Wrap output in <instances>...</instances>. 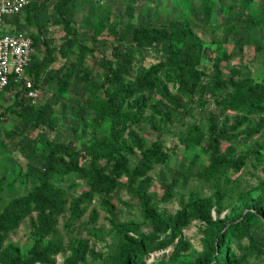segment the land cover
<instances>
[{"label":"rangeland","instance_id":"1","mask_svg":"<svg viewBox=\"0 0 264 264\" xmlns=\"http://www.w3.org/2000/svg\"><path fill=\"white\" fill-rule=\"evenodd\" d=\"M60 2L34 0L23 14L5 19L0 30L3 35H32L34 63L43 62L28 72L32 88L24 83L0 98V213L39 185L28 172L43 166L48 142L67 143L89 155L94 144L110 134L112 122L99 117L107 105L104 63L116 45L134 56V77L164 65L155 90L134 87L135 94L126 101L130 109L142 103L145 110L128 124L120 154L130 168L139 164L142 152L132 140L136 133L146 150L158 142L169 157L149 172V205L126 176L118 178L112 193L99 188L91 177L89 158L81 162L83 173L52 176L50 182L62 194L51 215L53 228L43 227L47 213L34 204L22 207L19 216L0 226V264L17 259L28 264L37 243L52 250L50 263L36 264H121V230L132 224L148 249L139 264H216L226 245L234 264H264V204L256 208L264 199V124L259 127L264 110L221 107L218 102L237 100L247 89L213 86L216 80L241 82L246 77L264 86V0H71L66 15L71 33L57 10ZM185 23L201 40L198 68L204 72L202 84L211 91L194 88L174 66L169 48L177 44L167 40L141 48L134 41L140 26L170 29ZM8 25L15 28L7 30ZM162 86L184 108L165 99ZM30 105L34 108L27 110ZM28 111L32 116L24 117ZM212 117L221 130L232 134L222 138V153L229 159L245 157L241 170L231 167L207 175ZM114 164L104 163L107 174L112 175ZM148 212L160 220L162 231L155 230ZM184 212L188 222L180 230L175 223ZM250 217L258 220L242 235L229 233ZM42 229L49 232L44 235ZM129 235L138 238L134 232Z\"/></svg>","mask_w":264,"mask_h":264},{"label":"trees","instance_id":"2","mask_svg":"<svg viewBox=\"0 0 264 264\" xmlns=\"http://www.w3.org/2000/svg\"><path fill=\"white\" fill-rule=\"evenodd\" d=\"M71 0H61L57 6V10L64 15L65 26L68 33H71L70 22L66 19V15L70 10ZM33 7V3L27 7L26 10ZM23 11L21 14H23ZM20 14V15H21ZM18 17V16H17ZM253 23V19H251ZM62 21L59 24H63ZM34 42L35 39L32 35H29ZM170 40L179 47H170L169 52L171 58L174 60V66L182 73L184 78L191 83L194 88L200 89L201 92L211 91L212 87L202 84V76L204 72L199 70L202 55V43L201 40L191 29L188 23H185L182 27L177 25L170 29H161L151 26H140L134 31V41L138 47H150L157 43ZM70 45L74 44L69 40ZM80 57V62L83 60ZM34 54L32 57V63L28 70L32 71L36 66L42 67V64L34 63ZM79 61H77L78 63ZM135 58L132 54L121 50L119 46H114L112 57L107 59L104 63V68L107 75V105L101 113L99 120L104 122L109 119L112 122V129L110 134L104 136L98 140L94 146L90 149L89 155L84 154L82 151L74 149L67 143L62 142H48L47 156L45 157L44 164L41 168H30L28 174L35 178L39 185L31 191L27 196L15 199L3 213H0V226L5 227L4 221L17 217L22 212V207L31 206L34 204L35 208L42 214H46L43 227L53 228L55 221L51 215L55 213L57 207H59L62 194L60 190L55 188L50 182L51 177L54 175H68L74 172L83 173L81 162L88 160L90 163V173L93 181L99 188L112 193L118 187V178L121 176L128 177L130 183L135 188V192L141 197L142 201L149 205L152 201L151 195L148 193L149 186L151 185V177L149 172L156 163H163L168 160V153L164 151L162 145L158 142L154 143L150 149L144 148V142L140 136L136 133L132 134V140L135 146L142 152V159L139 164L130 168L128 165V159L120 154L121 141L128 130V124L131 121L136 120L145 110L144 104L140 103L135 109H130L126 106V101L135 94L134 87L141 91H152L159 86L158 75L164 65L158 64L151 67L148 70L140 71L135 77L132 70V64H134ZM75 64L72 67L75 68ZM134 78V81H128V79ZM228 84H232L237 89H247L246 95L239 99H230L222 102H218L221 107L229 106H244L252 112H261L264 110V86L254 85L247 77L241 82H227L226 80H216L213 84L215 89H222ZM13 87V86H12ZM10 87V88H12ZM186 86L185 88H187ZM9 88V89H10ZM164 98L170 101L173 105L180 108H184L180 99L174 96L168 87L162 86L160 88ZM23 104V102H22ZM34 108L33 105L27 107V110ZM28 113H23L24 117H31ZM157 112L162 113L157 108ZM164 116L167 114L164 113ZM263 122L260 124V128L263 126ZM210 133L211 141L208 151L211 152V164L206 173L208 176L213 177L218 174L222 169L234 168L236 171L241 170L244 165L245 157L229 159L227 155L222 153V138H231L232 134L228 131L221 130L215 117L210 121ZM233 137H236L235 135ZM115 161L112 175L107 174L105 162ZM137 184V185H136ZM264 204V199L256 206L257 210H261ZM147 218L151 221L153 227L157 232L163 230V225L156 215L152 213H146ZM208 219L209 217H205ZM257 217H250L241 224V226L235 225L229 233L231 235H242L245 228L251 227ZM188 217L184 212L177 219L175 226L178 229H182L187 225ZM49 231L45 229L41 230V233L46 235ZM130 232H134L138 238L131 237ZM121 236L123 244L119 249V262L121 264H139V257L147 253L144 237L140 234V231L136 225H129L121 230ZM1 243V241H0ZM228 245L224 246L222 254L218 256L216 264H234L231 261V251ZM52 249L50 247L42 248L37 243L33 249V258L28 264L50 263L49 254ZM13 264H25L20 259H17Z\"/></svg>","mask_w":264,"mask_h":264},{"label":"built area","instance_id":"3","mask_svg":"<svg viewBox=\"0 0 264 264\" xmlns=\"http://www.w3.org/2000/svg\"><path fill=\"white\" fill-rule=\"evenodd\" d=\"M34 0H0V30L5 19L19 16ZM34 54L33 39L26 33L0 34V98L10 87H19L28 81V70Z\"/></svg>","mask_w":264,"mask_h":264},{"label":"crops","instance_id":"4","mask_svg":"<svg viewBox=\"0 0 264 264\" xmlns=\"http://www.w3.org/2000/svg\"><path fill=\"white\" fill-rule=\"evenodd\" d=\"M15 27L13 25H8L7 30L14 29Z\"/></svg>","mask_w":264,"mask_h":264}]
</instances>
